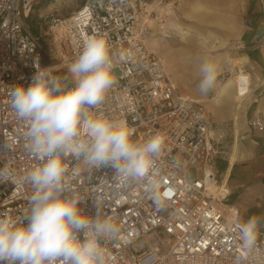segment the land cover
<instances>
[{
	"label": "built area",
	"instance_id": "2783aa9c",
	"mask_svg": "<svg viewBox=\"0 0 264 264\" xmlns=\"http://www.w3.org/2000/svg\"><path fill=\"white\" fill-rule=\"evenodd\" d=\"M38 1L0 0V170L14 177L0 180V218L27 222L35 189L25 177L43 162L30 148L27 123L11 107L14 87L31 83L37 63L74 86L69 65L86 38L101 35L110 47L115 83L98 106L87 109L89 115L124 122L138 143L156 133L164 138L155 189L125 181L110 167L88 168L64 157L68 191L84 197L87 214L99 205L119 228L105 242L110 264H264V231L251 250L243 248L242 222L213 192L218 152L207 108L181 95L161 59L146 48L135 1L83 0L68 18L46 15L36 33L27 20ZM257 44L264 52V35ZM248 125L264 130L260 119Z\"/></svg>",
	"mask_w": 264,
	"mask_h": 264
},
{
	"label": "clouds",
	"instance_id": "9594fccd",
	"mask_svg": "<svg viewBox=\"0 0 264 264\" xmlns=\"http://www.w3.org/2000/svg\"><path fill=\"white\" fill-rule=\"evenodd\" d=\"M36 68L27 87H14L11 107L27 123L30 148L43 162L25 177L35 189L27 222L0 218V264H110L105 242L114 239L119 228L102 215L99 205L87 214L84 197L68 191L64 157L82 160L88 168L110 167L125 181L155 189L164 138L156 133L138 143L124 122L89 115L87 109L98 106L115 83L110 47L103 36L84 40L68 68L72 87L49 68L38 63ZM198 72L199 91L207 94L215 86L217 66L205 59ZM10 178L14 179L8 169L0 170V180ZM261 227L264 216L239 224L243 248L256 245Z\"/></svg>",
	"mask_w": 264,
	"mask_h": 264
},
{
	"label": "crops",
	"instance_id": "0c3cea01",
	"mask_svg": "<svg viewBox=\"0 0 264 264\" xmlns=\"http://www.w3.org/2000/svg\"><path fill=\"white\" fill-rule=\"evenodd\" d=\"M201 9V1L195 0L193 12L197 25L194 28L179 25L186 33L177 37L183 44L193 40L199 49L220 50L226 42L207 32L204 26L207 20ZM216 24L235 25L238 54L224 53L211 60L188 52L184 45L164 41V37H156L152 43L178 92L205 103L210 138L218 152L215 172L220 181L227 175V194H233L225 197L226 202L235 197L233 203L237 211L261 208L264 206V130L249 127L248 121L260 119L264 123V52L257 44L264 35L263 1L246 0L238 21L232 25L223 18ZM176 51L181 52L178 62L174 60ZM205 59L214 63L217 71L224 70L229 62L244 66L251 79L250 93L239 100L234 82L227 80L220 86L215 84L207 94H201L198 66Z\"/></svg>",
	"mask_w": 264,
	"mask_h": 264
},
{
	"label": "rangeland",
	"instance_id": "374dc122",
	"mask_svg": "<svg viewBox=\"0 0 264 264\" xmlns=\"http://www.w3.org/2000/svg\"><path fill=\"white\" fill-rule=\"evenodd\" d=\"M136 5L142 11V21L141 27L144 30V42L146 48L159 57L157 49L153 46V39L156 37H164V41H169L171 44H177L178 46L188 47V52L198 54L200 57H205L209 59H215L219 55L221 56L224 53L238 54V46L235 43L236 39V28L233 25V22L242 14L243 6L246 0H200L201 1V13L204 14L207 20L204 23L205 29L207 32L213 34L215 38H218L222 41H225L226 44L217 51L213 49H199L193 42V40L188 43L183 44V41L172 32L162 29L159 27L160 24H165L166 22H178L180 26H189L193 27L197 25L195 13L193 12V2L195 0H134ZM263 4H264V0ZM83 0H39L35 5L34 10L30 16V20H27V24L32 28V31L37 33V23L43 24L44 17L46 15H55L61 19L68 18L70 13L81 5ZM198 14V13H197ZM230 22L233 26L229 25L226 27H221L216 24V21L222 19ZM44 31H47V28L44 27ZM178 35V34H177ZM43 42L46 39V36H43ZM217 41V40H216ZM173 42V43H172ZM46 43V42H45ZM212 50V51H210ZM181 52L176 51L174 55L175 62H178V59L181 58ZM165 67V66H164ZM60 69L61 73H66L63 68L58 66L54 68ZM64 71V72H63ZM167 73V70L165 68ZM234 69L230 67L227 70L217 71V85L223 84L225 81L230 79L233 75ZM172 78V77H171ZM170 78V79H171ZM172 80V79H171ZM70 84L69 80H66V86ZM216 179L219 180L218 175ZM220 183V180L218 181ZM223 197L232 196L233 194H227L226 190L223 192ZM235 197L229 198L228 204L232 206L237 211V208L234 206ZM238 220L241 222L246 221L251 216H264V206L261 208H253L251 210L237 211ZM264 230V227H261Z\"/></svg>",
	"mask_w": 264,
	"mask_h": 264
},
{
	"label": "bare ground",
	"instance_id": "6f19581e",
	"mask_svg": "<svg viewBox=\"0 0 264 264\" xmlns=\"http://www.w3.org/2000/svg\"><path fill=\"white\" fill-rule=\"evenodd\" d=\"M179 25H180V23H178V22H166L164 25L160 24L159 27L162 29H165L164 32H166V30H168V31L174 33L176 36H180V35L184 36L186 31H185V29L181 28ZM177 33H178V35H177ZM164 37H166V36H164ZM158 55H159V58L161 59V61L163 63L162 57L160 56V54H158ZM230 67H232V69H234V72H233L232 77L228 80H231L234 82L237 98L239 100H242L245 97L244 96L245 93H250V85H251L250 84L251 83L250 75H249V73H247L245 71L244 66L239 67L238 65H235V63H233V62L227 63L224 67V70H227ZM198 101L204 103V101H201V100H198ZM226 187H227V175L223 177V179L220 181V183H216L212 189H213L214 194H218L219 196L223 197L222 194L226 190ZM228 211L231 213L232 217H234L238 214L237 211L235 210V208H233L232 206H228Z\"/></svg>",
	"mask_w": 264,
	"mask_h": 264
},
{
	"label": "trees",
	"instance_id": "16d2710c",
	"mask_svg": "<svg viewBox=\"0 0 264 264\" xmlns=\"http://www.w3.org/2000/svg\"><path fill=\"white\" fill-rule=\"evenodd\" d=\"M78 7V6H77ZM44 43V42H43ZM45 44V43H44ZM43 64H49L48 63V61H47V59H46V56L44 57V59H43ZM56 77H59V74H56Z\"/></svg>",
	"mask_w": 264,
	"mask_h": 264
}]
</instances>
